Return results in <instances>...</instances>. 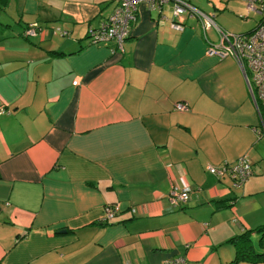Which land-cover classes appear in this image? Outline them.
Returning <instances> with one entry per match:
<instances>
[{
    "label": "crops",
    "instance_id": "1",
    "mask_svg": "<svg viewBox=\"0 0 264 264\" xmlns=\"http://www.w3.org/2000/svg\"><path fill=\"white\" fill-rule=\"evenodd\" d=\"M112 1L0 0V264H231L246 232L253 253L236 264H264L249 71L209 56V30L171 3L138 5L122 53L90 45ZM241 157L252 174L238 188L206 171Z\"/></svg>",
    "mask_w": 264,
    "mask_h": 264
},
{
    "label": "built area",
    "instance_id": "2",
    "mask_svg": "<svg viewBox=\"0 0 264 264\" xmlns=\"http://www.w3.org/2000/svg\"><path fill=\"white\" fill-rule=\"evenodd\" d=\"M244 4L247 13H254L260 16L256 27L248 34L232 35L223 32L214 22V18L206 15L196 7L182 0H113L111 13L97 28L91 29L88 33L90 45H100L113 42L115 49L122 53L124 42L130 35L132 26L137 19V7L144 3L150 9L160 10L164 5L171 3L173 16L194 17L198 20L203 31L214 30L218 36L217 43H211L208 55L218 59H232L239 67L246 68L251 74V82L247 81L251 98L264 132V0H234ZM172 30L180 31L181 27L174 22L170 25ZM41 32L36 24L28 25L24 31V37L36 38ZM52 33L64 36L65 33L54 29ZM77 81L73 82L76 86ZM175 110L183 112L186 106L175 105ZM3 112L0 111V114ZM206 171L217 179L228 177L233 188H238L252 174L251 166L245 157L239 158L233 164L224 163L220 166H206ZM189 188L182 190L173 189L170 193L171 200L177 204H185L188 200ZM119 211V207H105L104 217L110 219ZM163 264H185L184 258H176Z\"/></svg>",
    "mask_w": 264,
    "mask_h": 264
},
{
    "label": "rangeland",
    "instance_id": "3",
    "mask_svg": "<svg viewBox=\"0 0 264 264\" xmlns=\"http://www.w3.org/2000/svg\"><path fill=\"white\" fill-rule=\"evenodd\" d=\"M197 9L214 18L215 24L225 33L242 35L250 33L255 27L260 16L247 13L245 6L240 1L234 0H190ZM191 4V5H192ZM193 5V6H194ZM245 13L247 14L245 16ZM59 38V34H55ZM55 40H58L54 36ZM207 37L213 43H217V34L214 30L207 32ZM61 39V38H60ZM249 77L251 74L249 73Z\"/></svg>",
    "mask_w": 264,
    "mask_h": 264
},
{
    "label": "trees",
    "instance_id": "4",
    "mask_svg": "<svg viewBox=\"0 0 264 264\" xmlns=\"http://www.w3.org/2000/svg\"><path fill=\"white\" fill-rule=\"evenodd\" d=\"M27 27L28 26L23 28V32L20 34V36L24 37L23 34H24V31L27 29ZM24 38H25V40H29V38H26V37H24ZM88 38H89V35H87V40H88ZM254 231L255 232H262V234L264 236V225L262 227L256 229V230H254ZM248 234H250V233L246 232L239 237L232 238L229 241V243H231L237 251L236 252L237 258H235V260L231 264H236L237 262H240V261H246L248 259V257H250L251 254L253 253V252H251L252 245H251L250 239L248 237ZM262 258H263V256L254 255V256H252L251 262L259 261Z\"/></svg>",
    "mask_w": 264,
    "mask_h": 264
}]
</instances>
